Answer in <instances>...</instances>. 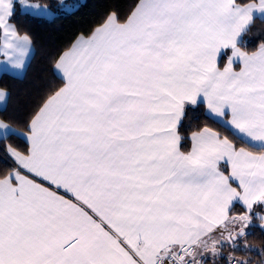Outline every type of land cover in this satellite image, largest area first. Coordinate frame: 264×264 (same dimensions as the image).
Masks as SVG:
<instances>
[{"label": "snow or ice", "instance_id": "snow-or-ice-1", "mask_svg": "<svg viewBox=\"0 0 264 264\" xmlns=\"http://www.w3.org/2000/svg\"><path fill=\"white\" fill-rule=\"evenodd\" d=\"M17 10L51 15L0 0L13 76L32 52ZM257 22L264 0H136L78 37L25 129L0 119V142L28 145H5L0 264H264L249 240L264 233V38L241 43ZM201 105L227 134L205 125L185 150L179 128Z\"/></svg>", "mask_w": 264, "mask_h": 264}, {"label": "trees", "instance_id": "trees-1", "mask_svg": "<svg viewBox=\"0 0 264 264\" xmlns=\"http://www.w3.org/2000/svg\"><path fill=\"white\" fill-rule=\"evenodd\" d=\"M34 3L47 5L56 10L58 0H30ZM136 0H84L71 13L55 14L52 18L33 16L17 10L12 19L21 35L27 34L35 48L34 56L23 78L4 74L0 78V89L9 93V102L5 110H0V119L10 123L19 130H24L28 121L39 105L46 98L52 88L61 86L62 81L56 75L54 63L61 54L71 48L81 35L87 37L99 26L107 15L115 12L121 20L126 18ZM264 33V25L257 22L253 32L242 37V46L245 50L254 51ZM226 57L222 59L223 65ZM203 105L188 112L182 120L179 132L184 137V149L191 147V134L205 125L220 131L221 135L227 133L219 128L212 120L205 117ZM6 144H11L17 150L27 148L25 142L17 136L0 142V172L6 171L14 163L6 153ZM260 207L256 208L259 209ZM240 209H238L239 211ZM251 243L257 248L264 247V233L255 229L249 237ZM227 252V250H225ZM236 255H241L237 252ZM220 264H224L221 259Z\"/></svg>", "mask_w": 264, "mask_h": 264}, {"label": "rangeland", "instance_id": "rangeland-1", "mask_svg": "<svg viewBox=\"0 0 264 264\" xmlns=\"http://www.w3.org/2000/svg\"><path fill=\"white\" fill-rule=\"evenodd\" d=\"M84 0H63V6L61 5V0H58V7L56 8V10H53L51 8H49L51 15H48V18H52L55 14H59V13H71L73 12L78 6L79 4H81ZM29 3H34L32 1L29 0ZM71 6H75V7H71ZM63 7V10H62ZM257 207H260L257 205ZM254 212L257 211H264V209H261V207L259 209H254ZM225 257L227 256V252L224 253Z\"/></svg>", "mask_w": 264, "mask_h": 264}, {"label": "crops", "instance_id": "crops-1", "mask_svg": "<svg viewBox=\"0 0 264 264\" xmlns=\"http://www.w3.org/2000/svg\"><path fill=\"white\" fill-rule=\"evenodd\" d=\"M24 13V12H23ZM34 16V15H33ZM39 17H45V18H48V16H39ZM48 19H50V18H48ZM76 42V41H75ZM74 42V43H75ZM31 48H32V52H31V56H30V59L28 60V62H27V65H26V67H25V69H24V71L20 74V75H18V76H13V75H11V74H9V73H0V78L4 75V74H8V75H10V76H13V77H17V78H23L24 77V75H25V73H26V71H27V68H28V66H29V64H30V62H31V60H32V58H33V56H34V53H35V48H34V45H33V43H32V45H31ZM229 54H230V52H229ZM0 59H3V57H0ZM222 61V60H221ZM221 63V62H220ZM236 68H237V70H239L238 69V66H235ZM56 73V72H55ZM56 75L58 76V74L56 73ZM59 77V76H58ZM7 92V91H6ZM8 102H9V93L7 92V96H6V100L4 101V102H0V110L2 111V110H5L6 108H7V106H8ZM20 139H22L23 140V142H25V144L27 145V141H26V139L24 138V137H19ZM28 146V145H27ZM20 151V150H19ZM10 157V156H9ZM11 158V157H10ZM11 160H12V158H11ZM13 161V160H12ZM14 162V161H13ZM256 208H258L257 207V205H254V209H256ZM253 209V210H254Z\"/></svg>", "mask_w": 264, "mask_h": 264}, {"label": "built area", "instance_id": "built-area-1", "mask_svg": "<svg viewBox=\"0 0 264 264\" xmlns=\"http://www.w3.org/2000/svg\"><path fill=\"white\" fill-rule=\"evenodd\" d=\"M0 149H2L1 145H0ZM7 153V152H6ZM9 156V155H8Z\"/></svg>", "mask_w": 264, "mask_h": 264}]
</instances>
